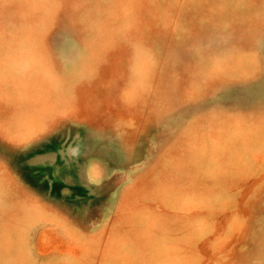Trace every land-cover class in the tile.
I'll return each instance as SVG.
<instances>
[{
  "label": "rangeland",
  "instance_id": "obj_1",
  "mask_svg": "<svg viewBox=\"0 0 264 264\" xmlns=\"http://www.w3.org/2000/svg\"><path fill=\"white\" fill-rule=\"evenodd\" d=\"M0 264H264V0H0Z\"/></svg>",
  "mask_w": 264,
  "mask_h": 264
}]
</instances>
